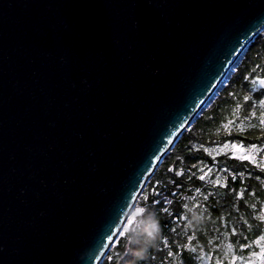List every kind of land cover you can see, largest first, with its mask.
I'll return each instance as SVG.
<instances>
[{
    "label": "water",
    "instance_id": "obj_1",
    "mask_svg": "<svg viewBox=\"0 0 264 264\" xmlns=\"http://www.w3.org/2000/svg\"><path fill=\"white\" fill-rule=\"evenodd\" d=\"M263 29L264 0H0V264H85L103 230L101 264Z\"/></svg>",
    "mask_w": 264,
    "mask_h": 264
},
{
    "label": "trees",
    "instance_id": "obj_2",
    "mask_svg": "<svg viewBox=\"0 0 264 264\" xmlns=\"http://www.w3.org/2000/svg\"><path fill=\"white\" fill-rule=\"evenodd\" d=\"M226 78L165 155L138 198L144 207L157 212L162 225L160 243L141 264H218L222 258L229 263L234 254L247 260L253 252L249 242L264 236V169L227 154L214 156L205 149V145L229 138L264 144V84L254 89L256 79L264 78V29L240 54ZM205 166L224 167L229 185L216 180L223 177L202 176ZM242 171H247L245 176ZM189 207L205 216L203 224L179 221ZM224 239L233 253L224 249ZM190 250L195 253L187 254ZM131 259L124 255L120 235L101 264H129Z\"/></svg>",
    "mask_w": 264,
    "mask_h": 264
},
{
    "label": "clouds",
    "instance_id": "obj_3",
    "mask_svg": "<svg viewBox=\"0 0 264 264\" xmlns=\"http://www.w3.org/2000/svg\"><path fill=\"white\" fill-rule=\"evenodd\" d=\"M132 190L129 189L130 198ZM128 199V194H126ZM123 205V208L121 207ZM127 208V204L121 200L117 205L116 218L109 221L113 226L118 222L119 214L123 209ZM131 220L126 221L127 227L123 228V247L124 255H130L131 260L129 264H141L146 260L150 251L158 246L162 239V225L159 215L156 211L139 206L133 213H130ZM205 216L201 212L190 211L189 223L194 226H199L205 222ZM107 227V225H106ZM106 234L103 230L97 236L93 244L88 249L87 254L83 257L85 264H94L96 256L100 254V251L104 248Z\"/></svg>",
    "mask_w": 264,
    "mask_h": 264
},
{
    "label": "rangeland",
    "instance_id": "obj_4",
    "mask_svg": "<svg viewBox=\"0 0 264 264\" xmlns=\"http://www.w3.org/2000/svg\"><path fill=\"white\" fill-rule=\"evenodd\" d=\"M229 79L230 78H228V80ZM226 81H227V78H226L224 84L227 83ZM262 84H264V78H257L254 89L258 88ZM210 102L208 104H210ZM262 103L264 104V98H263ZM205 149L214 156H220V155L227 154V155H230L232 157H236L238 159H246L252 164V166H258L256 168L264 169V144L259 145L257 143H251L248 141H243V140H239V139H235V138H229L228 140H225L224 142H219L218 144H215L213 146L205 145ZM203 168H205V169H204V171H202V176H205V177H209V176L223 177V179L217 178L216 180L225 182V184L229 185L228 179H226V177L224 175V167H221V166H217V167L205 166ZM246 172L247 171H242V174L245 176ZM231 173L235 174V172L233 170L231 171ZM237 193H238V195H241L243 192L241 189H239L237 191ZM139 206H143V205L140 203V200L139 201L137 200V203L134 206L131 213H133L136 210V208H138ZM189 209L190 210L186 211V213L183 215V217H181V219L179 221H181L182 219H183V221L186 220L184 222L189 221V217H188L189 211H193V208L189 207ZM129 220H131L130 214H129L126 221H129ZM126 227H127V224L125 222L122 229L126 228ZM120 235L123 238L124 233L122 230L117 235V239H119ZM117 239H115V241L113 242L111 247H113L116 244ZM224 241L226 242L225 244H223L224 249H227L228 252L233 253L234 250L231 247L228 240L224 239ZM249 245L251 246V248L253 250L252 255L249 259L246 260V259L240 257L239 255L235 256L236 254H234L233 255L234 257L232 258V260L229 263L224 262L225 258H222V259H224V260H222L223 263L219 262L218 264H264V236L257 237L255 239V243L253 240H251L249 242ZM258 248H261V249L257 252ZM193 252H194L193 250H190L189 252L187 251V254L189 253V255H190V253H193ZM250 254L243 255V256L245 258H247L250 256ZM209 260H210V257L207 258V261H209ZM200 264H217V263H211V262L204 261L203 263H200Z\"/></svg>",
    "mask_w": 264,
    "mask_h": 264
},
{
    "label": "bare ground",
    "instance_id": "obj_5",
    "mask_svg": "<svg viewBox=\"0 0 264 264\" xmlns=\"http://www.w3.org/2000/svg\"><path fill=\"white\" fill-rule=\"evenodd\" d=\"M238 59V58H237Z\"/></svg>",
    "mask_w": 264,
    "mask_h": 264
}]
</instances>
